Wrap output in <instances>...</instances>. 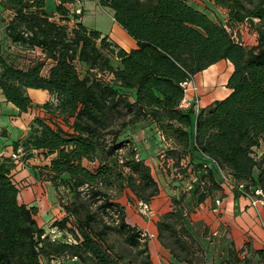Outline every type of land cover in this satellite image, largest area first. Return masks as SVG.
<instances>
[{"label":"trees","instance_id":"obj_1","mask_svg":"<svg viewBox=\"0 0 264 264\" xmlns=\"http://www.w3.org/2000/svg\"><path fill=\"white\" fill-rule=\"evenodd\" d=\"M73 1L57 0L49 13L45 0H0L12 13L0 40V91L20 111L39 110L12 143L21 155L0 154V264H153L147 240L111 193L128 189L147 203L159 193L129 135L139 124L153 125L167 142L163 161L197 173L196 205L222 193L220 171L235 197L264 195V150L256 151L264 141V0H212L226 11L222 22L189 0H98L135 39L130 50L84 25L82 11L70 12ZM239 25L255 32L256 44L228 28ZM219 60L232 63L230 93L198 112L181 108V82ZM29 88L49 99L34 103ZM18 162L53 186L63 216L49 226L59 238L38 224L35 205L17 201ZM184 198L159 216L156 236L177 262L194 264ZM246 244L255 264H264V247ZM239 252L230 250L226 264L240 262Z\"/></svg>","mask_w":264,"mask_h":264},{"label":"crops","instance_id":"obj_2","mask_svg":"<svg viewBox=\"0 0 264 264\" xmlns=\"http://www.w3.org/2000/svg\"><path fill=\"white\" fill-rule=\"evenodd\" d=\"M189 3L200 10L205 11V13L212 19L216 20L217 16L220 18L222 17L223 21H225L226 11L216 6L212 0H189ZM57 0H45V7L44 10L49 13H54L56 8ZM200 6L203 8L201 9ZM208 9L209 13L204 10ZM70 12H75L76 9H80L82 11V15L80 21L89 28H94L102 32L104 35H108L115 43L124 47V49H131L135 47L136 42L126 33V31L114 20L113 18V11L109 7H103L98 3V0H74L71 4H69ZM76 13V12H75ZM12 13L9 10H3L0 5V40L4 41L5 32L4 27L6 22L11 18ZM241 32L240 38L243 40L244 44L251 46L256 44V34L253 30H249L246 25H239L236 30ZM35 56L39 55V52H34ZM41 57V56H40ZM27 61V60H25ZM50 67V62H46V66L44 71H47V68ZM232 64L228 60H219L204 70L197 72L193 75V81L197 87V96L199 99V108L206 107L210 105L213 101L222 99L226 97L230 93V88L227 87V81L229 75L231 74ZM45 91V90H44ZM47 92V91H46ZM29 94V93H28ZM43 94V93H42ZM32 99V98H31ZM49 99V94L41 96L38 101L33 100L34 103H42L45 100ZM186 99L189 100L191 103L195 99V94L189 90L186 93ZM5 100V99H4ZM29 118L25 124V127L21 132L12 140L16 141L22 136H24L28 129L30 122L36 112H39L38 108L32 107L28 109ZM153 125H146L141 126L140 129L137 131H130L129 135L130 138L140 152L142 153V158L145 160L146 163L152 164L154 160H159L157 156H145L144 148L147 147L148 151L152 153L155 150H160L161 153L164 151V148L168 145L167 142L164 141L163 137H161L157 132L156 129L152 127ZM5 135H7V130L3 131ZM264 150V141L261 145L256 148V151L260 154ZM6 151V152H5ZM12 153V144L10 150L6 148L4 151H1L0 154L9 155ZM21 153L19 154V156ZM161 156V155H160ZM159 156V157H160ZM161 159V157H160ZM37 162L38 164H43L45 161L40 162V160H33L29 161V164H34ZM30 165L23 164L22 162H18V165L13 170L14 171V178L17 179L20 175H26L30 178H33L35 182L41 183L44 189L48 187L52 188V192L54 193V200L48 205V214L47 220L39 224L43 226L46 231L51 229L50 223L54 219H59L63 216V211L61 207L56 202V194L53 186L48 180H45L40 177L37 172H33ZM24 177V176H23ZM19 179H22L20 177ZM224 188L222 191L221 197V204L218 207V210L215 212L213 211L214 203H212L209 207V211L205 213L202 209H198L195 216L196 218H204V222L206 221L207 226L211 228L212 225L215 224L214 230H217L219 227H224L228 231V237L232 242L235 244H239L245 238L251 241V245L253 247H264V205H257V207L252 206L250 204L249 199L244 195H239L235 197L234 192L231 190L230 187L223 184ZM156 200H152L151 204L152 207H156ZM27 204V203H26ZM28 205H35V204H28ZM54 205L57 207L54 208ZM36 206V205H35ZM203 206V205H202ZM37 207V206H36ZM38 208V207H37ZM155 209L153 213H155ZM166 211V210H165ZM164 211V212H165ZM50 213V214H49ZM157 214H160L158 212ZM44 217V216H43ZM46 217V215H45ZM37 220V218H36ZM260 220L263 221V226L260 224ZM38 222V220H37ZM138 227H142L138 222H135ZM155 238V234L150 232ZM148 246L149 245V241ZM158 243L155 245V248L158 251V246L161 249H164L163 246L157 241ZM151 249V248H150ZM151 256V254H150ZM152 259V257H151ZM153 262V259H152ZM154 264V262H153ZM181 264V263H178Z\"/></svg>","mask_w":264,"mask_h":264},{"label":"rangeland","instance_id":"obj_3","mask_svg":"<svg viewBox=\"0 0 264 264\" xmlns=\"http://www.w3.org/2000/svg\"><path fill=\"white\" fill-rule=\"evenodd\" d=\"M200 8L203 9L201 6ZM204 10H206L210 15V11H208L207 8ZM223 19L219 16H217L216 18V20L219 22H222ZM228 28L232 33L235 34L237 38L241 40V32L238 29L236 30L235 27L231 26H228ZM130 37L135 41L132 36ZM119 46L122 47L121 45ZM28 93L29 96L35 101H38L41 96L47 94L46 91L37 88H29ZM29 112V110L20 111L12 102L4 100L3 94L0 91V152L4 151L6 148L10 150L12 140L21 132V130L24 129L25 124L30 116ZM140 128L141 125L139 124L134 128V131H137ZM5 129L7 130V135L3 133ZM159 151L160 150H155L152 153L151 151H148L147 147L144 148L145 156L147 155L152 157V155H154L153 157L157 156L160 160H154L152 164H149L152 174L159 185V193L153 198L154 200H156L155 208L152 207V204L150 202L148 203L150 212L143 214L140 211V207L138 204L140 200H137L130 190L123 189L120 191L118 189H114L111 191L113 198L124 206L126 211V220H128V222L131 224L136 225L135 222H138L140 225H142V227H139V229L142 233L141 235L143 239L145 238L147 241H149V245L151 248H149V252L154 264H190L187 261L177 262L170 251L164 247V249H161L158 246V251L155 248V245L158 243L157 241H159L156 236V221L158 220L159 216L164 213L165 210L169 211L173 208V206L175 205L173 198L178 199L181 195H185V198L179 205L183 211L186 226L194 238L192 245L195 251L193 254L194 264H226L227 259L229 258L230 250L235 249L237 251L240 250L238 255L241 258V261L237 262L236 264H245L244 260L247 259L250 260L248 264H255V259L250 258L251 256L247 250L246 243H251V241L245 238L239 244H235L228 237V231L224 229V227H219L217 230L213 231L212 229L216 228L215 224L211 226V229L209 225L207 226L206 221L204 222V218L200 219L196 218L195 216L197 210L202 209L203 207L205 209L202 210L207 213L209 211L210 205L214 203V199L217 197H221L222 193H216V196L214 198L208 197L202 203L196 205L194 203L196 195H193L192 187L193 184L197 181V173L193 172L191 168H189L186 171L187 173L183 175L179 172V168L172 165L173 162L171 160L166 159V162L163 161V154ZM137 152L139 153V150H137ZM124 153H126L125 146L120 148L118 152H116V155L119 157V159H121V156ZM159 156L161 157V159ZM138 157L142 158L141 152ZM20 177H22V179H19ZM14 182H16V184L20 187V190L17 194V201L19 203L35 204L38 207L36 214L38 224H41L42 222L44 224L45 220H47L48 217V214H46L49 209L48 205L50 203L52 205L54 200V193L52 192V188L48 187L47 189H44L41 183H38L37 181L35 182L33 178H30L26 175H20L17 177V179L14 178ZM56 207L57 206L54 205V208ZM154 209L156 210L155 213H153ZM158 212H160V214H157ZM260 224L263 226L262 220H260ZM150 232H153L155 234V238L150 235ZM117 241L118 245L121 244V248L124 247L120 239ZM126 253L127 256H131L130 253ZM131 253H134V250H131ZM48 264H57V260L49 261Z\"/></svg>","mask_w":264,"mask_h":264},{"label":"built area","instance_id":"obj_4","mask_svg":"<svg viewBox=\"0 0 264 264\" xmlns=\"http://www.w3.org/2000/svg\"><path fill=\"white\" fill-rule=\"evenodd\" d=\"M75 12L79 13L80 9H76ZM181 87L183 88V91H184V97L180 101V107L181 108H188V107L192 106L194 108V111L198 112V110L200 109L199 108V99L197 96V87L193 81V77L191 75H188V78H186L185 80H183L181 82ZM189 90H191L195 94V99L192 103L186 99V93ZM20 151H21V149L18 148L17 153H12V157H17ZM220 175H221V178H222V181L224 182V184H226V183L229 184V177L225 173H223L222 171H220ZM239 187L241 188L242 185H239ZM244 195H246L249 198L250 204L252 206L257 207V205H264V195L262 194V192L259 189H255L254 195H252L251 193H247V192H244ZM138 204L140 207V211L143 214L150 212L149 205L147 202L140 201V202H138ZM220 204H221V198H219V197L215 198L213 211L216 212L218 210V207ZM60 236H61V232H59L55 229L50 230L51 239H57ZM68 240H70V238H68Z\"/></svg>","mask_w":264,"mask_h":264}]
</instances>
